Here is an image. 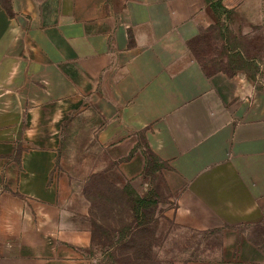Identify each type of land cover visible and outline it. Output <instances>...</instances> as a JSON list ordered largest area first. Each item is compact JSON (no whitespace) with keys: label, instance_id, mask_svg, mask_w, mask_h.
<instances>
[{"label":"crops","instance_id":"obj_1","mask_svg":"<svg viewBox=\"0 0 264 264\" xmlns=\"http://www.w3.org/2000/svg\"><path fill=\"white\" fill-rule=\"evenodd\" d=\"M76 133L125 181L156 160L214 262L264 264V0H0V264H92L57 174Z\"/></svg>","mask_w":264,"mask_h":264},{"label":"rangeland","instance_id":"obj_2","mask_svg":"<svg viewBox=\"0 0 264 264\" xmlns=\"http://www.w3.org/2000/svg\"><path fill=\"white\" fill-rule=\"evenodd\" d=\"M209 41L193 46L195 56L205 67L222 68L223 48ZM62 146L57 174L69 212L91 232L92 264H223L213 261L223 256L219 232L177 225L175 195L156 160L149 158L141 178L125 181L112 165L111 151L94 149L93 136L67 134Z\"/></svg>","mask_w":264,"mask_h":264},{"label":"trees","instance_id":"obj_3","mask_svg":"<svg viewBox=\"0 0 264 264\" xmlns=\"http://www.w3.org/2000/svg\"><path fill=\"white\" fill-rule=\"evenodd\" d=\"M218 1H219V0H217V4H218ZM231 58H232V57H231ZM232 59H236L238 62H240V64L243 63V61H242V59H241L240 56L233 55V58H232ZM240 64H239V65H240ZM240 66H241V65H240Z\"/></svg>","mask_w":264,"mask_h":264}]
</instances>
